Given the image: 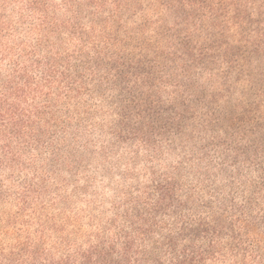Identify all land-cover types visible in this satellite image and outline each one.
<instances>
[{
	"label": "trees",
	"instance_id": "1",
	"mask_svg": "<svg viewBox=\"0 0 264 264\" xmlns=\"http://www.w3.org/2000/svg\"><path fill=\"white\" fill-rule=\"evenodd\" d=\"M96 131L151 181L87 225L27 184L0 264H264V0H0V170L72 168Z\"/></svg>",
	"mask_w": 264,
	"mask_h": 264
},
{
	"label": "rangeland",
	"instance_id": "2",
	"mask_svg": "<svg viewBox=\"0 0 264 264\" xmlns=\"http://www.w3.org/2000/svg\"><path fill=\"white\" fill-rule=\"evenodd\" d=\"M110 120V117L104 119L101 115L98 117L99 123H103V121L108 123ZM90 142L93 152L88 153L84 150L76 152L74 156L76 163L72 165V168L68 167L71 161H67L53 169L49 166L48 160L39 161V153L35 151L27 153L23 157L24 162L33 161L34 165L27 164V167L21 165L14 169L1 168L0 186L3 185L6 193L10 195L0 199V217L16 215L19 207L17 200L19 193L27 184L43 183L47 186L42 188V196L45 198H41V195L38 196L37 193H32L33 199L36 200L40 197L38 201L41 203L48 201L49 197L50 199L59 197L58 201H60L57 210L48 209L49 215L57 214L63 219L66 217L78 218L82 224L87 225L88 218L92 214L98 215V212L110 209L111 201L118 195L117 189L120 185H129L134 181L136 183L151 181L150 173L153 166L156 165L150 163L145 149H139L136 142L121 145L116 143L112 147L109 135L100 131H96L92 135ZM105 145L109 148L105 149ZM157 167L161 166L157 165ZM39 172L47 174L46 180L31 181L35 173ZM132 173L135 174V177H130L133 176L130 175ZM66 198L71 199L69 204L62 202ZM2 225L4 223L0 220V227Z\"/></svg>",
	"mask_w": 264,
	"mask_h": 264
}]
</instances>
